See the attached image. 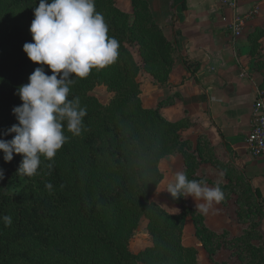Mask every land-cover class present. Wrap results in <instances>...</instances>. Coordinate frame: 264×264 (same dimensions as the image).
<instances>
[{
    "label": "trees",
    "instance_id": "1",
    "mask_svg": "<svg viewBox=\"0 0 264 264\" xmlns=\"http://www.w3.org/2000/svg\"><path fill=\"white\" fill-rule=\"evenodd\" d=\"M130 2L131 12L127 13L115 0H95L96 11L108 23V35L115 37L120 47L113 64L93 68L86 78L73 77L68 99L79 97L81 106L87 108L81 134L73 136L65 124L66 143L52 161L42 156L37 174L31 177L17 173L21 154L5 162L0 152V169L4 170L0 217H12L9 227L0 220V264H199L196 249L182 241L186 217L190 216L195 236L210 254L225 246L219 241L229 233L209 230L203 216L189 207L184 197L171 196L180 206L179 213L168 212L152 201L163 177L159 162L174 153L181 154L183 172L190 180L215 185L197 176L196 170L202 163L222 169L221 202L228 199L226 194H236L238 220L244 223L252 218L246 231L231 240L249 242L250 258L243 260L245 256L239 252L232 255L242 264H264V241L261 247L252 243L253 238L260 237L255 228L264 218V207L249 182L234 166H224L214 159L212 148L201 136L195 147L181 137L180 130L190 125L186 118L170 120L158 108L142 104L138 81L141 69L152 76L153 83L161 85L167 83L176 59L180 58L187 71L192 70L176 43L164 36L147 0ZM38 3L0 0V134L17 123L12 114L13 107L22 103L17 88L27 84L29 75L41 66L22 51L25 42H32L29 28ZM261 37L263 28L248 35L251 55L260 48ZM132 46H137L141 65L130 50ZM43 67L51 75L48 66ZM256 67L263 75L260 88L264 89L262 56L256 59ZM98 84L106 86L112 95L107 104L89 93ZM12 135L2 138L10 140ZM17 180L21 185L12 190ZM46 183L53 185L51 191ZM142 219L147 221L150 244L135 253L130 240Z\"/></svg>",
    "mask_w": 264,
    "mask_h": 264
},
{
    "label": "crops",
    "instance_id": "2",
    "mask_svg": "<svg viewBox=\"0 0 264 264\" xmlns=\"http://www.w3.org/2000/svg\"><path fill=\"white\" fill-rule=\"evenodd\" d=\"M233 1L230 5L229 0H147L155 22L164 36L176 43L192 73L184 68L180 58L176 59L167 83L161 85L153 83L152 76L141 69L138 75L140 98L144 106L158 108L167 119L186 118L190 125L180 130L181 137L190 140L195 147L201 136L212 148V157L224 166H234L264 207V157L250 155L245 143L252 126L254 103L258 98L264 103V89L260 88L263 75L256 67V59L264 58V37L259 39L260 48L254 55L250 54L248 42V35L254 29H264V0ZM115 2L121 10L131 12L130 0ZM254 9L257 13L246 21L242 33L233 37L228 29L233 17ZM159 168L163 177L151 199L168 212L179 213L180 206L172 200L167 186L174 182L176 172H183L181 154L165 156ZM195 174L215 184L224 182L222 169L210 163L200 164ZM231 197L224 203H214L207 214L195 207L203 201L190 196L184 200L203 216L209 230L227 231L231 237H238L248 224L238 220L237 196L232 193ZM144 220L146 228V219L141 221ZM255 229L264 240V218L258 220ZM145 231V238L130 240L132 252H139L150 244ZM182 241L196 249L199 264L240 262L223 245L214 254L208 253L195 236L190 216L185 219Z\"/></svg>",
    "mask_w": 264,
    "mask_h": 264
},
{
    "label": "clouds",
    "instance_id": "3",
    "mask_svg": "<svg viewBox=\"0 0 264 264\" xmlns=\"http://www.w3.org/2000/svg\"><path fill=\"white\" fill-rule=\"evenodd\" d=\"M33 15L29 28L32 42H25L22 51L41 66L29 75L27 84L17 88L22 101L12 109L17 123L0 134L3 160L11 162L14 154H21L17 173L28 177L37 174L42 156L52 161L66 143L65 124L73 136H79L84 128L87 108L81 106L79 97L68 99L73 77L86 78L93 68L113 64L120 47L119 41L108 35V23L96 11L95 0H39ZM10 134H14L12 139L2 138ZM48 168L51 170V163ZM3 179L4 170L0 169ZM45 187L51 191L53 185L46 183ZM167 191L173 198L190 196L203 201L195 205L202 214L224 199L218 182L209 187L204 181L188 179L184 172H176ZM0 220L5 227L12 224L10 215Z\"/></svg>",
    "mask_w": 264,
    "mask_h": 264
},
{
    "label": "built area",
    "instance_id": "4",
    "mask_svg": "<svg viewBox=\"0 0 264 264\" xmlns=\"http://www.w3.org/2000/svg\"><path fill=\"white\" fill-rule=\"evenodd\" d=\"M234 1L229 0V4L233 5ZM257 11L254 9L242 15H236L228 24V29L233 37H237L243 31L247 20L255 15ZM248 153L252 156L264 157V103L258 98L253 107L251 130L245 137Z\"/></svg>",
    "mask_w": 264,
    "mask_h": 264
},
{
    "label": "rangeland",
    "instance_id": "5",
    "mask_svg": "<svg viewBox=\"0 0 264 264\" xmlns=\"http://www.w3.org/2000/svg\"><path fill=\"white\" fill-rule=\"evenodd\" d=\"M130 50L133 53V56H134L135 60L137 61V63L141 65L142 60H141L140 55L138 53L137 46L130 47ZM141 78H142V75H141ZM89 93L91 95H93L102 104H107L109 102L111 96H112L111 93L107 90L106 86H104L102 84H98V85L94 86L89 91ZM20 185H21V181H19V180L15 181L13 184L12 190L18 188ZM226 195L228 196V198L230 197L232 199L230 194L229 195L226 194ZM251 220H252V218H250L248 220L247 219L244 220V224H249V222H252ZM146 223H147V221H146ZM144 224H145V220L143 222L140 221V224L138 225L137 229L134 231V234L132 236V239H131L132 242H135L138 239H142L143 237L145 238V236H146L145 230H147V229L144 227ZM247 228H248V226H246V228H244L243 231H246ZM233 238H235V236L231 237L230 235H228L227 238H223V240L219 241V243L225 244L226 248H228L229 250H231L232 252H234L236 254H238V252H239L242 255H244L245 257L242 258L243 260H246V257L250 258V253H251L250 250L251 249L248 248V246H247V245H250V243L246 242V241L245 242L231 241ZM229 240L231 241V243H226V241L228 242ZM263 241L264 240L262 239V236L260 235V237H258V238H256V237L253 238L252 243L255 245V247H257V246L261 247V243ZM239 263L242 264L241 261ZM239 263L235 262V264H239ZM243 264H245V261Z\"/></svg>",
    "mask_w": 264,
    "mask_h": 264
}]
</instances>
